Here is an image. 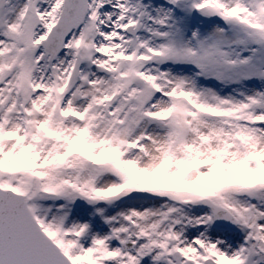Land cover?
Returning a JSON list of instances; mask_svg holds the SVG:
<instances>
[{
    "label": "snow or ice",
    "instance_id": "6c2138e0",
    "mask_svg": "<svg viewBox=\"0 0 264 264\" xmlns=\"http://www.w3.org/2000/svg\"><path fill=\"white\" fill-rule=\"evenodd\" d=\"M0 264H264V0H0Z\"/></svg>",
    "mask_w": 264,
    "mask_h": 264
}]
</instances>
